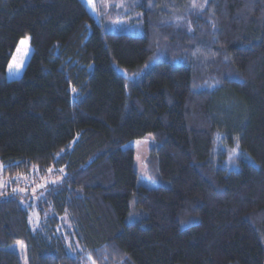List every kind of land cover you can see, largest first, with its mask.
Listing matches in <instances>:
<instances>
[{
  "label": "trees",
  "instance_id": "trees-1",
  "mask_svg": "<svg viewBox=\"0 0 264 264\" xmlns=\"http://www.w3.org/2000/svg\"><path fill=\"white\" fill-rule=\"evenodd\" d=\"M127 3L139 34L82 0H0L4 173L65 172L35 230L0 193V264L18 241L26 264H264V0ZM148 134L155 187L123 148Z\"/></svg>",
  "mask_w": 264,
  "mask_h": 264
},
{
  "label": "rangeland",
  "instance_id": "rangeland-1",
  "mask_svg": "<svg viewBox=\"0 0 264 264\" xmlns=\"http://www.w3.org/2000/svg\"><path fill=\"white\" fill-rule=\"evenodd\" d=\"M82 2L96 21L99 20L98 12H100V16L102 12L104 13L103 17H106L103 18V26L106 30L116 33H141V14L134 11L128 13L127 0H82ZM124 15L126 16L124 17ZM155 144L153 136L148 134L140 138L131 139L123 145V148L133 149L134 170L137 173L138 185L155 187L165 183L163 179L158 177L156 164L152 158V150ZM64 175L63 168H49L44 172H40L34 167L26 173H17L13 176L5 175L0 162V193L8 190L19 194L21 205L28 211L30 228L35 230L47 216V211L41 210L43 211L41 212L39 209L40 201L45 194L44 187L53 183L57 184L62 181ZM68 245L71 253H73L71 244ZM7 248L16 252L20 257L21 263L26 264L23 242L11 243ZM87 264L96 263L90 261Z\"/></svg>",
  "mask_w": 264,
  "mask_h": 264
}]
</instances>
